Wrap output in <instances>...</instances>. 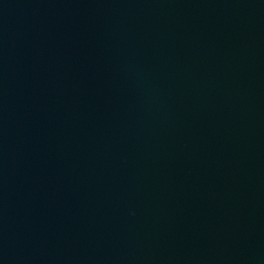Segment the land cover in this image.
I'll return each instance as SVG.
<instances>
[{
    "label": "water",
    "instance_id": "water-1",
    "mask_svg": "<svg viewBox=\"0 0 264 264\" xmlns=\"http://www.w3.org/2000/svg\"><path fill=\"white\" fill-rule=\"evenodd\" d=\"M0 264H264V0H0Z\"/></svg>",
    "mask_w": 264,
    "mask_h": 264
}]
</instances>
